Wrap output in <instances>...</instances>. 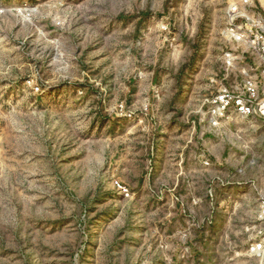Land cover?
<instances>
[{
  "label": "rangeland",
  "instance_id": "obj_1",
  "mask_svg": "<svg viewBox=\"0 0 264 264\" xmlns=\"http://www.w3.org/2000/svg\"><path fill=\"white\" fill-rule=\"evenodd\" d=\"M225 2L0 0V264H264Z\"/></svg>",
  "mask_w": 264,
  "mask_h": 264
},
{
  "label": "built area",
  "instance_id": "obj_2",
  "mask_svg": "<svg viewBox=\"0 0 264 264\" xmlns=\"http://www.w3.org/2000/svg\"><path fill=\"white\" fill-rule=\"evenodd\" d=\"M224 13V79L234 75L240 81L222 83L206 99L209 110L264 117V0H226Z\"/></svg>",
  "mask_w": 264,
  "mask_h": 264
}]
</instances>
